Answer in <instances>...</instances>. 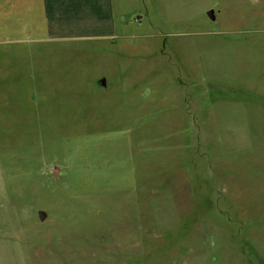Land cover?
<instances>
[{"label":"rangeland","instance_id":"1","mask_svg":"<svg viewBox=\"0 0 264 264\" xmlns=\"http://www.w3.org/2000/svg\"><path fill=\"white\" fill-rule=\"evenodd\" d=\"M116 4L109 41L0 16V264H264V0Z\"/></svg>","mask_w":264,"mask_h":264},{"label":"crops","instance_id":"2","mask_svg":"<svg viewBox=\"0 0 264 264\" xmlns=\"http://www.w3.org/2000/svg\"><path fill=\"white\" fill-rule=\"evenodd\" d=\"M1 15L36 40L109 41L122 23L116 0H0Z\"/></svg>","mask_w":264,"mask_h":264},{"label":"water","instance_id":"3","mask_svg":"<svg viewBox=\"0 0 264 264\" xmlns=\"http://www.w3.org/2000/svg\"><path fill=\"white\" fill-rule=\"evenodd\" d=\"M206 14L209 16V18H210L211 20H215V19H216V12H215V9H214V8H210L209 10H207ZM98 81H99L98 83H99L100 85H103V86L106 85V79L103 78V79H100V80H98ZM45 216H46L45 213L40 212V217H41V219L45 218Z\"/></svg>","mask_w":264,"mask_h":264}]
</instances>
